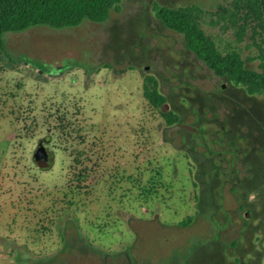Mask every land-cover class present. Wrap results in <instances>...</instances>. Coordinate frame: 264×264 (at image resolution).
I'll use <instances>...</instances> for the list:
<instances>
[{
  "label": "rangeland",
  "instance_id": "374dc122",
  "mask_svg": "<svg viewBox=\"0 0 264 264\" xmlns=\"http://www.w3.org/2000/svg\"><path fill=\"white\" fill-rule=\"evenodd\" d=\"M227 3L122 0L100 23L4 35L0 264H264V94L216 76L154 13L198 6L258 69Z\"/></svg>",
  "mask_w": 264,
  "mask_h": 264
},
{
  "label": "trees",
  "instance_id": "16d2710c",
  "mask_svg": "<svg viewBox=\"0 0 264 264\" xmlns=\"http://www.w3.org/2000/svg\"><path fill=\"white\" fill-rule=\"evenodd\" d=\"M122 0H0V63L7 55L6 33H16L36 26L53 29L71 28L83 22L100 23L112 11L120 10ZM155 16L167 28L183 35L187 50L192 52L216 76L227 78L235 86L243 87L247 95L264 94V0H228L219 6V16L228 18L238 42L249 41L255 46L258 69L246 66L238 45L220 47L202 29L204 11L196 5L170 8L154 6ZM146 99L159 107L164 98L155 90H147ZM165 121H179L172 111L161 112Z\"/></svg>",
  "mask_w": 264,
  "mask_h": 264
},
{
  "label": "flooded vegetation",
  "instance_id": "af4514ba",
  "mask_svg": "<svg viewBox=\"0 0 264 264\" xmlns=\"http://www.w3.org/2000/svg\"><path fill=\"white\" fill-rule=\"evenodd\" d=\"M177 123H179L181 125L184 124V123L180 122V119ZM187 126H188V128L190 127L189 129L196 130L198 133H200L199 132L200 130L192 127L191 125H187ZM38 151H40L38 154H42V152H45L44 155L42 154L43 158H40V157L36 158V156L34 155L33 160L35 161V163L37 164L38 167H40L39 164L41 162L45 161L47 166L45 168L40 167V169H43V170L49 169L52 166V164L54 163V154L52 153V151H50L48 148H46L44 146L38 147L35 152H38Z\"/></svg>",
  "mask_w": 264,
  "mask_h": 264
},
{
  "label": "water",
  "instance_id": "95a60500",
  "mask_svg": "<svg viewBox=\"0 0 264 264\" xmlns=\"http://www.w3.org/2000/svg\"><path fill=\"white\" fill-rule=\"evenodd\" d=\"M39 152H40V151L35 152V156H36V158H37V157L43 158V155H44L45 152H42L43 155H42V154H38ZM39 166L42 167V168H45V167L47 166V164H46L45 161H43V162H41V163L39 164Z\"/></svg>",
  "mask_w": 264,
  "mask_h": 264
}]
</instances>
